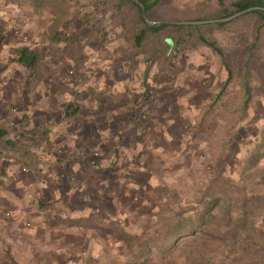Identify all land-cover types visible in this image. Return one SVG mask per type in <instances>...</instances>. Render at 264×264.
<instances>
[{"label":"rangeland","instance_id":"374dc122","mask_svg":"<svg viewBox=\"0 0 264 264\" xmlns=\"http://www.w3.org/2000/svg\"><path fill=\"white\" fill-rule=\"evenodd\" d=\"M220 10L162 0L147 19ZM136 21L121 0H0V122L17 144L0 154L24 184L2 264H264V21L214 26L223 57L168 30L139 47ZM183 219L196 232L137 258Z\"/></svg>","mask_w":264,"mask_h":264},{"label":"trees","instance_id":"16d2710c","mask_svg":"<svg viewBox=\"0 0 264 264\" xmlns=\"http://www.w3.org/2000/svg\"><path fill=\"white\" fill-rule=\"evenodd\" d=\"M123 7L134 9L137 12V21L134 24L135 43L141 47L148 41L151 35L159 36L164 30H168L174 40V44L177 47L187 46L191 42H195L209 49H212L219 56L223 57L221 50L219 49L217 42L213 40L207 33L215 26H224L225 23H208L201 25H175V24H161L159 26H149L143 19V9L146 14L158 7L162 0H121ZM138 2V3H137ZM221 10L219 12V19L231 17L239 12L248 10L253 7L264 8V0H237L232 4L226 6L223 0H218ZM251 14L258 16L264 21L263 11H254ZM244 16V15H243ZM35 54L31 50L24 48L19 51V62L25 67H34ZM223 64L228 73L229 83L232 81L233 72L229 68L228 64L223 60ZM78 110L76 108H68L67 116H74ZM17 144L11 138L10 130L0 122V150L6 149L10 152L17 151ZM27 155V154H25ZM196 221L190 220H178L175 223L168 226L166 234L160 240H151L145 244L140 245L141 252L137 256L138 259H147V253L151 251L153 247L162 249L163 251L171 250L175 246L178 247L181 242L187 236H191L196 232ZM126 238L129 243L137 242L136 235L126 234Z\"/></svg>","mask_w":264,"mask_h":264},{"label":"crops","instance_id":"0c3cea01","mask_svg":"<svg viewBox=\"0 0 264 264\" xmlns=\"http://www.w3.org/2000/svg\"><path fill=\"white\" fill-rule=\"evenodd\" d=\"M4 155L0 154V264L11 240V231L22 228L19 217L22 215L23 201H20L19 193L24 185L17 163Z\"/></svg>","mask_w":264,"mask_h":264},{"label":"water","instance_id":"95a60500","mask_svg":"<svg viewBox=\"0 0 264 264\" xmlns=\"http://www.w3.org/2000/svg\"><path fill=\"white\" fill-rule=\"evenodd\" d=\"M138 3V2H137ZM254 11H263L264 12V8H261V7H253V8H250L248 10H245V11H242V12H239L231 17H228V18H224V19H219L217 21H197V22H175V23H169V24H175V25H201V24H208V23H227V22H230L238 17H241L243 15H246V14H249V13H252ZM143 19L144 21L149 25V26H157L156 23L154 22H150L148 19H147V14H146V11L143 9Z\"/></svg>","mask_w":264,"mask_h":264}]
</instances>
